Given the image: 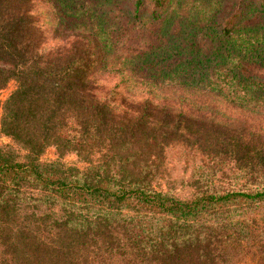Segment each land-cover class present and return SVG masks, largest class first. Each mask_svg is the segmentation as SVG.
<instances>
[{
    "label": "trees",
    "instance_id": "trees-1",
    "mask_svg": "<svg viewBox=\"0 0 264 264\" xmlns=\"http://www.w3.org/2000/svg\"><path fill=\"white\" fill-rule=\"evenodd\" d=\"M107 10L160 20L155 43L109 70ZM56 26L67 37L42 49ZM256 67L264 0H0V90L14 83L0 102V264H230L244 246L264 264ZM132 85L147 95L127 97Z\"/></svg>",
    "mask_w": 264,
    "mask_h": 264
},
{
    "label": "rangeland",
    "instance_id": "rangeland-1",
    "mask_svg": "<svg viewBox=\"0 0 264 264\" xmlns=\"http://www.w3.org/2000/svg\"><path fill=\"white\" fill-rule=\"evenodd\" d=\"M217 10V11H215ZM230 12L229 7L220 9L214 8V10L208 13V16L202 21H206L209 17H212V14L215 15L216 20L223 19ZM108 13V31L111 41H113L112 50L107 59L106 67L108 70L113 68L119 59L130 51H139L143 49H148L153 43L157 41L159 38V28H160V20L152 21L150 18H145L141 22H128L126 21L120 13H117L115 10H107ZM197 16L200 18V12L197 13ZM211 22V20H210ZM206 23H201L200 26H204ZM178 25L175 23L173 29L171 31L176 32L178 29ZM55 33L53 32L52 36L49 40L42 46V49H48L53 46L55 43L59 42L58 37L64 38L67 37V33L61 32L58 27L54 28ZM194 42L196 46L205 48L208 47L206 41V34L203 30L197 32L194 37ZM253 73L256 76L264 78V68H253ZM101 81H103L104 87L108 89L109 87L118 85V79L106 73V75H102L100 77ZM264 80V79H263ZM14 83L9 82L7 86L0 90V102L8 95V93L13 89ZM115 91L120 92L121 90L115 89ZM129 98H144L147 95V90L138 86L132 85L129 89H127ZM234 112L232 111L229 116L233 117ZM10 140L8 137L2 135L0 133V145L9 144ZM55 159V154L51 148L45 150V152L39 157V161L47 162L53 161ZM61 161L65 164H74L76 166H82V164L76 159V157L72 154L64 156ZM167 167L170 172L171 177H185L189 171H187V167L185 168V164L183 162V157L178 151H169L167 155ZM235 259L230 260V264H255V257L251 255L248 249L244 246Z\"/></svg>",
    "mask_w": 264,
    "mask_h": 264
}]
</instances>
